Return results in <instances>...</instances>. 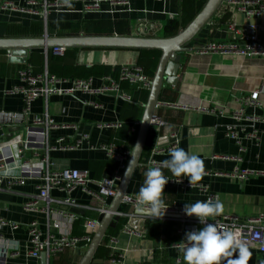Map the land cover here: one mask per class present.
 <instances>
[{"label": "crops", "instance_id": "1", "mask_svg": "<svg viewBox=\"0 0 264 264\" xmlns=\"http://www.w3.org/2000/svg\"><path fill=\"white\" fill-rule=\"evenodd\" d=\"M27 1L37 4L44 1L63 2L0 0L16 8H23ZM128 1V5L123 7L101 3L93 10H85L84 7L91 5L93 0H79L52 8L46 13L38 9V15L6 10L0 12V23L8 26L6 37L9 38L74 36L71 31H76L78 35L94 36L97 30L122 37L161 38L165 22L175 21L181 25L196 14L195 0ZM220 7L222 12L215 17L220 23L215 28L207 24L190 41L188 52L180 60L176 85H165L162 90L164 94L158 102L169 103L171 107L156 109L155 116L165 125L149 127L143 148L144 163L140 162V166L134 170L125 194L136 196L143 183L144 172L149 169L148 161L155 160L160 166L162 161L169 159L170 135L175 133L177 146L189 154L197 155L203 162V171L199 181H190L189 184L186 177H175L166 167L162 168L163 175L169 179L162 194L165 206L183 210L184 205L207 200L211 194L223 205V212L217 218L245 219L264 212V56L241 57L204 50L210 43L227 45L232 41V35L227 32L229 24L235 23L240 27L249 24L242 16L233 13L230 7ZM225 13H228V18ZM256 23L255 35L264 46V14ZM247 34L252 35L253 32L248 29ZM14 58H8L7 52L0 54V145L25 135L24 122L12 118L13 114H20L23 110L21 97L9 94L19 84L17 72L24 64L21 55ZM46 60L42 50H35L30 62L35 73H42L46 69ZM76 62L86 66L102 64L111 67L138 64L136 50L122 49H83L78 52ZM100 85L101 81L96 79L92 83L91 92H76L70 96L52 95L46 100L38 99L33 103L29 117L47 112L52 120L50 127H43L50 148L54 147L59 138L67 142L81 140L75 150L63 151L55 147L47 153V160L53 169L88 171L90 161L112 162L102 147L121 143L112 141V135L119 132L124 124L130 126L128 138L131 145L123 144L131 151L148 92L137 88L132 94H127L119 82V90L128 97V100H124L113 94L96 93ZM252 92H258L259 106H244L243 115L235 120L232 115L241 108L239 99ZM93 103L98 108H93ZM229 127L234 128L238 139L232 140L227 136L226 129ZM84 136L87 140L82 139ZM163 136L167 139L162 141L160 138ZM42 157L33 156L31 152L24 154L25 160L35 166H39ZM112 170L103 169L98 179L94 178L92 172H88L93 180H100L109 177ZM236 170H246L253 174L241 184L231 178ZM11 174L17 175V170ZM178 179H181L180 182H176ZM184 184L192 187H184ZM37 185L36 180H28L23 186L0 193V216L8 223L21 226L37 222L42 234L46 233L51 221L58 220L65 226L68 218L73 216L76 221L69 228L71 233L78 235L84 219L100 221L103 217L90 208L106 206L108 209L111 202L101 204L93 196L75 188L69 193L76 203L73 207L51 206L45 209L44 204L40 203V207L34 211L22 210L25 201L37 196ZM65 197L66 194L57 189L49 192L51 200L60 201ZM129 212L130 209L122 204L117 209L119 214ZM59 213L63 217H59ZM181 219L175 214H164L155 220L134 215L128 219L127 225L135 234L119 232L113 242L107 243L106 258H93L90 264H110L111 252L122 255L126 264H176L177 258L182 259L176 246L185 235L180 236L176 232ZM132 221L136 222L135 226L131 225ZM151 222L157 224L153 239H148L146 233ZM67 228L63 227L62 231ZM0 236L4 240H0V264H40V261L26 257L27 236L23 227L15 231L6 226L0 227ZM5 241L17 243L18 252L15 257L4 254ZM246 246L251 252L247 264H264V254H260L254 246ZM86 248L81 246L66 251L52 258L50 263L77 264Z\"/></svg>", "mask_w": 264, "mask_h": 264}, {"label": "built area", "instance_id": "2", "mask_svg": "<svg viewBox=\"0 0 264 264\" xmlns=\"http://www.w3.org/2000/svg\"><path fill=\"white\" fill-rule=\"evenodd\" d=\"M77 1L79 0H63V2L53 3H47L44 1L41 4H37L34 1H27L23 8H16L9 2H0V12L9 10L28 15H38V9H41L46 13L52 8H57L67 3ZM101 3H107L113 7H123L127 6L129 1L93 0L92 4L88 6L86 5L84 9L93 10ZM222 5L230 7L233 13L242 16L249 22V24L247 27H240L235 23L229 24L227 26V32L232 35V41L227 45L210 43L204 48V50L209 52H219L220 54H237L241 57L264 56V46L260 44L255 35V31L257 30L256 20L261 18L264 14V0H224ZM248 29L253 32L252 35L247 34ZM143 31L145 32V30ZM65 50V48L45 49L42 50V53L44 58H47L48 54L55 57H62ZM30 52H27V54L23 56L24 64L17 72L19 84L9 92V94L18 95L22 99V113L13 114L12 118L21 119L22 123L24 122L25 135L15 141H9L5 145H0V193L9 192L16 186H23L28 180H36L38 182V194L23 203L22 210L24 211H34L40 207V203L44 204L43 208L45 209L50 208L51 206L73 207L76 203L70 198L69 193L75 188H79L88 196H93L101 204L111 201L117 192L123 171L130 157V149L124 144H109L102 147L107 158L114 162L116 167L112 170L109 177H103L100 180H93L91 174L87 170H72L66 168L62 170L53 169L51 167L52 164L47 160V153L50 150H54L55 147L58 150L63 151L75 150L79 147L81 140L73 139L67 142L64 139L59 138L55 141L54 147L50 148L45 133L43 132V127H50L52 124V120L48 113L44 112L40 116L33 115L29 117L32 105L36 100H46L52 95L70 96L76 92H91V86L94 79H58L55 76L50 75L46 69H44L42 73H35L32 66L28 63V59L31 55ZM7 57L12 58L9 52H7ZM99 80L101 81V85L96 93L113 94L124 100H128V97L124 96L119 90V82H127L131 85H136L137 88L144 89L147 92L150 89L151 83V79L148 78L137 65L121 66L117 81L110 77H103ZM239 103L241 108L232 115L235 120H239L243 115L244 106H259L258 92H252L250 95L241 97ZM91 106L93 108H98V105L95 103L91 104ZM161 107H171V105L169 103L158 102L156 109ZM164 125L165 123L156 116L150 121V126L162 127ZM110 128L113 127L110 126ZM115 128H117V126ZM226 134L232 140L238 139L233 127L227 128ZM82 139L87 140V137L84 136ZM170 139L171 145L170 148H168V151L176 147L178 142L175 133L170 135ZM239 151L242 152V149ZM26 152H31L33 156L36 157L43 156L39 160V166L32 165L25 160L24 154ZM148 166L151 168L159 165L155 160H150L148 161ZM15 170H17V175L11 174ZM252 174V172L246 170H236L232 173L231 178L242 184L247 177ZM184 187L190 188L192 186L184 184ZM53 189L64 192L66 197L60 201L51 200L49 198V192ZM207 200L217 201V198L215 195L210 194ZM121 204L130 209V212L123 214L115 213L113 217L125 216L127 220L133 218L137 206L136 196L124 194L121 199ZM90 210L103 216L107 213L106 206L90 208ZM164 214H175L183 218L181 219V224L176 230L177 234L180 236L193 228L203 227V225L197 223L195 217L185 215L183 210L167 207ZM59 217H63V214L59 213ZM74 221H76V218L70 216L66 225L64 219L65 226H62L58 220H53L50 222L46 233L42 234L37 222H31L25 226H21L15 223H8L0 216V227L6 226L12 231L23 227L27 236L26 257L40 261L41 255H43V264H51L50 260L52 258L60 256L66 251L81 246L87 247L100 222L99 219L86 218L81 225L80 234L74 235L69 228ZM208 222L214 223L220 231H235L240 243L254 246L260 254H264V212L245 219L214 217L209 218ZM127 224L122 227L120 232L134 235L135 233ZM63 227L68 228L62 231ZM114 239H110L109 241L113 242ZM0 240L4 242L1 236ZM4 244V254L15 257L18 252L17 243L5 241ZM109 262L110 264H126L124 257L115 252H111ZM182 262L181 257L177 258L176 264H182Z\"/></svg>", "mask_w": 264, "mask_h": 264}, {"label": "water", "instance_id": "3", "mask_svg": "<svg viewBox=\"0 0 264 264\" xmlns=\"http://www.w3.org/2000/svg\"><path fill=\"white\" fill-rule=\"evenodd\" d=\"M224 0H207L202 9L175 36L170 38H148L138 36H63V37H2L0 38V50L9 52L14 60L16 56L22 57L32 50H45L53 48L65 49H122V50H158L161 56L158 66L151 79L150 89L143 113L138 122L136 136L131 148L130 157L123 171L117 192L108 206L107 213L99 222L84 255L77 264H90L95 252L101 244L106 230L121 205V199L125 194L126 187L136 168L140 166V156L144 148V142L150 127V121L155 117L156 105L160 92L165 85L175 86L177 73L180 68L182 55L188 52L187 45L208 24L210 19L218 11ZM14 58V59H13ZM139 144L140 151L135 146ZM135 215L137 213L135 212ZM139 216V215H137ZM132 221L131 225L135 226ZM44 256L41 255L40 263L43 264Z\"/></svg>", "mask_w": 264, "mask_h": 264}, {"label": "clouds", "instance_id": "4", "mask_svg": "<svg viewBox=\"0 0 264 264\" xmlns=\"http://www.w3.org/2000/svg\"><path fill=\"white\" fill-rule=\"evenodd\" d=\"M162 141L167 137L160 138ZM178 145V142H177ZM140 151V146H135ZM169 159L144 172V180L136 193L137 215L153 220L162 218L168 206L162 199L163 188L168 178L163 175L166 167L175 177H186L189 184L199 181L203 171V162L195 154L187 153L176 146L169 150ZM181 179L176 180L180 182ZM184 214L195 217L200 228L186 231L183 239L177 243V250L182 254L184 264H247L251 252L247 246L238 241L233 230L220 231L209 218L218 217L223 212V205L214 200H197L184 205ZM233 253H236L233 256Z\"/></svg>", "mask_w": 264, "mask_h": 264}, {"label": "trees", "instance_id": "5", "mask_svg": "<svg viewBox=\"0 0 264 264\" xmlns=\"http://www.w3.org/2000/svg\"><path fill=\"white\" fill-rule=\"evenodd\" d=\"M207 0H195L196 3V14L202 9L204 4ZM222 12L221 7L218 9V11L214 14V16L210 19L208 24L210 26H214L219 24L220 21H216V16ZM195 14V15H196ZM195 17V16H194ZM192 17L189 21L186 23H183L179 25L175 21H167L165 22V25L163 27V32L161 33V38H170L175 36L181 29H184L188 23L194 18ZM225 17L228 18V13H225ZM7 25L0 23V38L6 37V30ZM74 36H77L76 31H71ZM48 34L51 36V33L48 32ZM64 35V34H59ZM70 34H66L68 36ZM104 35H111L110 32H104L102 30H97L94 33V36H104ZM80 50L78 49H66L65 53L62 57H55L51 54H48L47 56V66L46 70L47 72L55 76L58 79H69V80H87L93 78L94 80H99L103 77H110L111 79L117 81L119 76V71L121 67H111L107 65L102 64H94L91 66L81 65L77 64V54ZM33 52H31V56L28 59V63L31 64V57L33 55ZM6 51L0 50V54H5ZM161 56V52L158 50H138L137 51V66H139L143 73L150 79H152L155 70L158 66V62ZM120 87L126 91L127 94H132L135 90H137L136 85H131L127 82H120ZM164 94V91L160 92V96ZM130 126L129 125H121V128L119 132L116 134L114 133L112 135V141L114 140L115 143L119 144H126L131 145L130 139L128 138ZM145 154L144 151H142L140 156V162L144 163ZM115 164L113 162H97V161H90L88 163V171L92 172L95 179H98L100 177L101 172L103 169H114ZM127 218L125 217H117L113 219L103 237V240L101 244L99 245L97 251L95 252L94 258L96 259H104L105 256V247L110 239H114L117 234L121 231L122 227L127 224ZM156 222H151L149 224L148 231L146 233V237L148 239H153L154 237V230L156 227Z\"/></svg>", "mask_w": 264, "mask_h": 264}, {"label": "rangeland", "instance_id": "6", "mask_svg": "<svg viewBox=\"0 0 264 264\" xmlns=\"http://www.w3.org/2000/svg\"><path fill=\"white\" fill-rule=\"evenodd\" d=\"M88 52H92V51H88Z\"/></svg>", "mask_w": 264, "mask_h": 264}]
</instances>
